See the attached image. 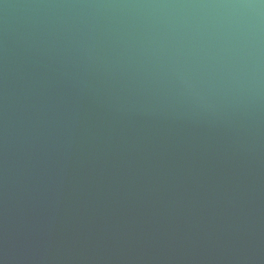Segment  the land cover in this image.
Here are the masks:
<instances>
[{"label":"water","instance_id":"1","mask_svg":"<svg viewBox=\"0 0 264 264\" xmlns=\"http://www.w3.org/2000/svg\"><path fill=\"white\" fill-rule=\"evenodd\" d=\"M0 264H264V0H0Z\"/></svg>","mask_w":264,"mask_h":264}]
</instances>
